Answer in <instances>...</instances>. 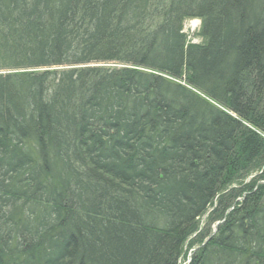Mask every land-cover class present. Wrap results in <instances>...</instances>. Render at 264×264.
I'll return each mask as SVG.
<instances>
[{
	"label": "trees",
	"instance_id": "1",
	"mask_svg": "<svg viewBox=\"0 0 264 264\" xmlns=\"http://www.w3.org/2000/svg\"><path fill=\"white\" fill-rule=\"evenodd\" d=\"M187 259L264 264V0H0V264Z\"/></svg>",
	"mask_w": 264,
	"mask_h": 264
},
{
	"label": "rangeland",
	"instance_id": "2",
	"mask_svg": "<svg viewBox=\"0 0 264 264\" xmlns=\"http://www.w3.org/2000/svg\"><path fill=\"white\" fill-rule=\"evenodd\" d=\"M195 20L198 21L196 26L193 25V22ZM200 27H201L200 19L187 20L185 23V32L188 34L189 38L195 43H199L201 41V38L196 35V33L200 30Z\"/></svg>",
	"mask_w": 264,
	"mask_h": 264
},
{
	"label": "bare ground",
	"instance_id": "3",
	"mask_svg": "<svg viewBox=\"0 0 264 264\" xmlns=\"http://www.w3.org/2000/svg\"><path fill=\"white\" fill-rule=\"evenodd\" d=\"M197 22H198V21L195 20V21L193 22V25L196 26ZM240 199H242V198H240ZM232 209H233V207H232ZM217 225H218V223H216V224L213 225V226H214V227H217ZM196 250H197V248L193 247V248L190 249V252L194 253ZM189 262H190V259H187L185 262H183V264H188Z\"/></svg>",
	"mask_w": 264,
	"mask_h": 264
}]
</instances>
